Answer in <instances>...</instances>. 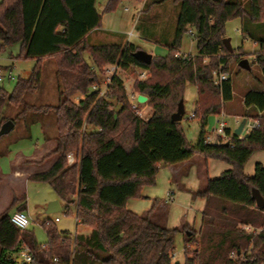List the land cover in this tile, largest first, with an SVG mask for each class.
Wrapping results in <instances>:
<instances>
[{
	"label": "trees",
	"instance_id": "trees-1",
	"mask_svg": "<svg viewBox=\"0 0 264 264\" xmlns=\"http://www.w3.org/2000/svg\"><path fill=\"white\" fill-rule=\"evenodd\" d=\"M97 1L0 0V53L20 44L16 58L36 60L31 74L16 78L11 92L0 83V127L8 120L4 115L7 106H24L17 117L28 109L50 108H29L24 98L40 86L42 61L58 59L64 85L60 103L53 108L58 136L55 149L44 158L59 157L49 170L29 178L48 182L68 211L75 206L78 223L90 229L89 234L74 235L49 222L43 224L47 244H40L32 229L14 225L13 214L5 210L0 215V264H178L173 253L179 229L151 222L155 204L146 215L133 212L126 204L131 198L142 197L145 185L155 184L162 166L183 163L195 155L222 159L232 168L209 179L197 192L207 202L198 233L188 226L184 229L191 233L184 264H264V209L257 206L252 190L257 188L264 196V165L258 162L251 176L244 172L250 156L264 151V89L248 90L244 97L246 115H252L249 110L256 112L253 116L259 118L258 128L242 140L235 139L234 147L205 141L208 117L219 114L221 106L234 97L231 78L220 88L212 74L220 62L229 72L238 55L224 45L226 24L241 18L262 29L264 0H249L247 5L245 0H173L180 10L175 37L168 44L170 52L167 56L153 55L149 65L135 58L140 48L133 43L100 45L88 41V34L103 26ZM121 1L108 0L104 12L115 11ZM190 27L197 54L181 55L183 36ZM242 32L260 44L256 63L264 77V36L256 38L247 25ZM117 62L125 68L138 65L151 73L150 78L134 85L136 92L149 98L153 110L150 119L133 114L122 76H114L104 97L98 98L91 91L94 83L101 82L105 64ZM5 68L12 70L13 66ZM188 83L197 86L195 113L202 128L195 143L188 139L181 121L172 119L179 102L185 101ZM75 92L84 98L73 102L70 97ZM85 123L91 129L83 132ZM69 152H75L73 164L68 163ZM25 199L24 195L14 196L10 208L26 211ZM239 223L262 230L250 234ZM23 243L29 246L31 263L17 260ZM233 251L236 259L230 254Z\"/></svg>",
	"mask_w": 264,
	"mask_h": 264
},
{
	"label": "rangeland",
	"instance_id": "rangeland-1",
	"mask_svg": "<svg viewBox=\"0 0 264 264\" xmlns=\"http://www.w3.org/2000/svg\"><path fill=\"white\" fill-rule=\"evenodd\" d=\"M107 1L108 0L97 1V8L99 12L103 14V26L102 28L94 30L88 34V41L91 44L104 45V43H133L134 45L139 46L140 49L153 54L154 56L168 55L170 52L168 44L171 43L175 37L174 33L177 26V16L180 6L173 2V0H167L164 4L156 5L153 3V0H136L138 4L135 8V4H133L132 1L122 0L115 11L104 12ZM245 1L247 5L249 0ZM151 5L153 8L150 11L149 8H151ZM241 23V18H235L227 22L225 27L226 37L231 39V44L234 48L232 52L235 51V55L238 54L236 56L239 57L237 58L235 56L231 61L228 73L234 88L237 90H247L250 88L249 86L251 84L255 85L256 88H261L262 82L259 78L262 77V71L256 63L257 55L260 51L259 45L255 40L242 32ZM260 25L264 28V23ZM254 27L255 28L253 29L251 28V31L257 36L256 38H262L264 33L259 35L257 30L258 25H255ZM130 31H134L135 36L129 41L128 33ZM20 49V44H13L0 53V66L5 68L11 65L14 70L13 78L3 83L9 92L15 87L16 78L28 77L36 63V60L32 58L17 59L16 57L19 55ZM179 50L183 54L192 53L193 55H196L197 49L195 36L185 32ZM86 58L88 60L90 59L88 55ZM247 58L252 65L250 71L242 69L238 64L240 60ZM107 65L108 63L103 67L101 81L105 78V67ZM41 69L42 77L39 88L27 93L24 102L29 108H31L30 106H34V108H50L43 109L42 111H34L27 108L28 110L26 109L27 111L19 117H17V115L24 109V106L16 107L11 105L5 108V117L8 118V120L15 118L16 123L11 133L0 138V168L4 174H13V169L17 167L20 162L16 159H21V156L26 158L28 156H41V154H43L42 157H44L47 152L53 149L54 138L58 136L57 116L53 108L59 105L60 91L64 88L63 78L58 69V59H44L41 64ZM66 76L70 77V74H66ZM121 76L125 83L126 93L134 90L137 77L136 70L129 66L127 72H121ZM150 77L151 73L149 72L148 78ZM184 97L186 116L181 121V125L185 130L188 139L195 142L202 130L200 120L198 118H191V111L195 109V104L198 99L197 86L193 83H188ZM81 98L83 99L84 95L81 92H75L70 97V100L73 102H79ZM224 105L225 104H223L221 108H224ZM142 107L146 115H152L153 110L150 105L147 108L144 107V105ZM224 109L227 112L226 108ZM238 111V115H246V109L244 106H241ZM249 111L252 116L256 113L252 110ZM231 116L233 115L231 114ZM217 118V115H210L208 117L207 125L205 127L207 134H210L216 126ZM227 122L230 127H234L235 123L232 117H228ZM88 128L91 129V127ZM249 159L250 160L244 166V172L253 175L255 165L258 162H261L264 165V151L253 153ZM214 162L221 165L217 168V170L219 169V172H217L216 169L214 170V168L212 169V163H209L208 167L204 164L202 165V167L204 166L205 174L207 171L209 175L219 177L222 170L232 167L229 162L222 159H218ZM40 169L43 168L41 167ZM156 189L159 196L166 194V189L163 185L158 184ZM176 192L178 193L177 190ZM14 195L17 197L22 195L26 196V199L23 201V203L27 205L26 212H28L36 221L30 226L29 230L32 229L34 231L38 243L47 244V229L42 223L48 218L55 219L56 217H59L61 219L54 224L52 221L50 222L54 227H57L59 231L68 230L73 234L76 232L89 234L90 229L78 223L75 206L72 205L71 209L68 211L65 202L55 193L48 182H38L31 180L29 177L26 179H13V177H11L10 179L5 180L2 184L0 183V215L5 210H7L8 213L13 214L16 207L10 208V205L14 199ZM190 195V193L187 195L185 192H182L181 195L177 196L175 203L169 204L171 209L168 224L172 228L181 227L185 221L195 224L197 228L200 227L202 214L199 210L201 207H199L197 201L192 200ZM56 200L61 204L60 212H46L49 203ZM238 226L242 228L244 224L239 223ZM189 229L198 233V231H196L191 225L188 226V230ZM185 234L186 233L179 230L175 236L176 248L174 250V260L180 261L181 264H184L186 258L184 255L186 245L184 240ZM186 238L188 239V236H186ZM191 245V248L194 247V244L191 243ZM247 251L249 253L250 249H247ZM230 254L236 259L237 256L234 251Z\"/></svg>",
	"mask_w": 264,
	"mask_h": 264
},
{
	"label": "crops",
	"instance_id": "crops-1",
	"mask_svg": "<svg viewBox=\"0 0 264 264\" xmlns=\"http://www.w3.org/2000/svg\"><path fill=\"white\" fill-rule=\"evenodd\" d=\"M130 1H132L133 4H135V8H136V5L138 4V2L136 0H130ZM155 1H159V0H153V3ZM164 3H166V2H164ZM164 3H162V4H164ZM143 5H145V4H143ZM152 8H153V6L151 5V8H149L150 11ZM246 25L250 30H251V28L252 29L255 28L254 27L255 25L245 23L244 20H242L241 26L243 27ZM257 30L259 32V35H262V33H264V28H262V29L257 28ZM165 42H167V41H165ZM257 44L259 45V50H260L261 49L260 44L259 43H257ZM259 79L262 82L260 89H264V77H263V75ZM249 87L250 88H248L247 90H237L233 86V96H234L233 99L231 101L224 103L225 104L224 108H226L227 112L230 115L231 114L232 115L238 114L239 108L241 106L245 107L244 97H245V93L248 92V90L257 89L255 87V85H253V84H251ZM144 107H146V108L149 107L148 101L146 102ZM54 140H55V138H54ZM191 142L195 143L196 141L195 142L191 141ZM53 144H54L53 149H51L49 152H47V154H49L52 150L55 149L56 141H54ZM47 154H45V155H47ZM42 156H43V154H41V156H28L26 158L21 156V159L17 158L16 160L20 161L19 165L16 164L17 167H15L13 169V174H11V175L4 174L2 172V169L0 168V183L2 184L3 182H5V180L10 179L11 177H13V179H22V178L26 179L27 177H29V175L36 174V173H43V172L49 170L54 165L56 160L58 159V155L45 157L46 159ZM216 160H218V159L205 157V156H201V155H195L193 158L187 160L186 162L179 163V164H171L170 166H162L160 168L159 172L156 174L157 178H156L155 184L154 185H145L141 191L142 197L129 199L127 201V204H126L127 208L131 209L133 212H135L139 215H146L151 210V207L155 204L156 210L150 217L151 222H153L154 224H160L162 226H165L168 229L178 228L182 232L186 233L185 239H184L186 242L188 240L186 238V236H188V234L186 231H184L185 227L191 225L192 227H194L196 229V231H199L201 226H202L203 212L205 209L207 199H206V197L202 198L200 196H197V192L200 190H203V188L206 186L209 179L218 178V177H214V176L209 175L207 173V171L205 174V169H204V166L202 167V165L204 164L205 166L208 167V164L212 163L211 164L212 169L214 168V170L215 169L217 170V168L220 167L221 165L216 164V162H214ZM219 160H221V159H219ZM39 167L40 168L42 167L43 169H40ZM231 168H226L225 170H228ZM225 170H222L220 172V174ZM217 172H219V169L217 170ZM16 173H20L21 176L16 175ZM216 174H218V173H216ZM220 174H219V176H220ZM247 175H249V174H247ZM158 184L163 185V187L166 189V192H165L166 194H164L163 196H159L158 193L156 192L157 191L156 186ZM176 190L178 191V193L176 192ZM181 191L185 192L187 195L190 193L192 200L197 201V203L199 204V207H201L199 210L202 214L201 222H200L201 225L198 228L196 227L195 224H192L190 222L188 223L186 221L183 223V225L181 227H173L172 228L168 224L169 213H170V209H171L170 208L171 206L169 204L176 202L177 196L182 194ZM188 191H189V193H188ZM14 196H16V195H14ZM17 260H18V262H21V260L19 258H17ZM180 264H181V262H180Z\"/></svg>",
	"mask_w": 264,
	"mask_h": 264
},
{
	"label": "built area",
	"instance_id": "built-area-1",
	"mask_svg": "<svg viewBox=\"0 0 264 264\" xmlns=\"http://www.w3.org/2000/svg\"><path fill=\"white\" fill-rule=\"evenodd\" d=\"M189 34L195 36L194 30L190 27L187 31ZM129 37L128 40L130 41L132 37L135 36L134 31H130L128 33ZM181 55L183 53H180ZM184 54H192V53H184ZM183 54V55H184ZM205 62L209 61V58L206 57L204 59ZM130 67L134 68L137 72V80H146L148 78L149 70L135 65H129ZM128 68H125L121 65L120 62L117 63H110L105 67V78L100 83H94L91 87V91L95 92L98 96V98L104 97L106 95V92L109 90V87L112 84V80L114 76H121V72H127ZM213 80L215 85H218L220 88H222L224 81H227L230 78V75L228 72L224 70V64L221 62L219 63V66L213 71ZM13 78V70H7L6 68H3L0 66V83H4L7 80H10ZM139 92H136L134 90L127 92V98L130 101L131 109L133 114H135L137 117H140L144 120L150 119L152 115H146V113L143 110V105L146 104V102H140L138 97ZM263 112H259L258 115L262 116ZM186 116V111H185ZM184 116V117H185ZM217 121L216 126L212 130L210 134L206 135L205 141L210 144H225L226 142L229 143L230 146H235V139L242 140L244 139L249 132H251L253 129H256L260 126V121L258 117L252 116V115H238L233 114L231 116L228 114L224 108H221L220 113L217 114ZM232 117L234 119V127H230L227 122V118ZM191 118H196L195 109L191 111ZM245 120L244 128L242 133L237 134L235 132L236 128L241 124V122ZM89 126L85 123L83 125V132L88 130ZM67 160L69 164H73L76 160V155L73 152H69L66 154ZM12 222L17 227L23 229V230H29L30 226L36 222L32 216L26 212V211H20L15 210L13 212ZM57 223L60 221L59 217H56L55 219H46L42 224H47L49 222ZM79 221V219H78ZM242 228H244L248 233H258L262 230V228H258L251 225H244ZM78 232H76L74 235H76ZM190 245H188L189 247ZM173 256H175V252L173 253ZM19 259L21 261H25L27 263H31L32 256L30 254V249L27 244H22L20 251H19ZM57 260L56 258H54Z\"/></svg>",
	"mask_w": 264,
	"mask_h": 264
},
{
	"label": "water",
	"instance_id": "water-1",
	"mask_svg": "<svg viewBox=\"0 0 264 264\" xmlns=\"http://www.w3.org/2000/svg\"><path fill=\"white\" fill-rule=\"evenodd\" d=\"M224 45L225 47L230 51L232 52L234 50V48L232 47V44H231V39L230 38H224ZM135 58H137L138 60H140L141 62H143L144 64L146 65H149L151 62H152V59H153V54H150L142 49H139L137 50L136 54H135ZM240 65V67L246 71H250L252 69V66L247 59H242L239 61L238 63ZM140 102H147L149 100V98L142 94V93H139L138 94V97ZM185 116V102H184V99L181 100L179 102V105H178V108H177V111L174 112V114L172 115V119L174 121H182L183 118ZM245 124V120H243L241 122V124L238 126V128H236L235 132L237 134H240L242 133L243 131V126ZM15 127V121L12 119V120H8L6 121L1 127H0V136H5V135H8L9 133L12 132V130L14 129ZM226 145H229V143L226 142ZM253 198L255 199L256 203H257V206H259L260 208L264 209V196L262 195V193L260 192V190H258L257 188H253ZM61 210V204L59 201H52L49 203L47 209H46V212L48 213H57V212H60ZM188 236L191 234L190 232L187 233ZM177 263L179 264V261H177Z\"/></svg>",
	"mask_w": 264,
	"mask_h": 264
}]
</instances>
